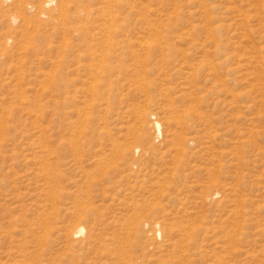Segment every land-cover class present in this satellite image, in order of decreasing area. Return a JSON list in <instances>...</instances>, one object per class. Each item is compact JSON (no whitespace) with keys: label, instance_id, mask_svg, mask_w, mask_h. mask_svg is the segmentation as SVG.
Instances as JSON below:
<instances>
[{"label":"rangeland","instance_id":"rangeland-1","mask_svg":"<svg viewBox=\"0 0 264 264\" xmlns=\"http://www.w3.org/2000/svg\"><path fill=\"white\" fill-rule=\"evenodd\" d=\"M0 264H264V0H0Z\"/></svg>","mask_w":264,"mask_h":264},{"label":"bare ground","instance_id":"bare-ground-1","mask_svg":"<svg viewBox=\"0 0 264 264\" xmlns=\"http://www.w3.org/2000/svg\"><path fill=\"white\" fill-rule=\"evenodd\" d=\"M154 126H155V128H156L157 130H160V126H161V125H160L159 122H156ZM77 232H78V233H79V232H82V228H79V229L77 230ZM74 233H75V232H74Z\"/></svg>","mask_w":264,"mask_h":264}]
</instances>
